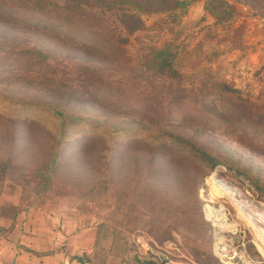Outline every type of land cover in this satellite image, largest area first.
Segmentation results:
<instances>
[{
  "label": "rangeland",
  "instance_id": "obj_1",
  "mask_svg": "<svg viewBox=\"0 0 264 264\" xmlns=\"http://www.w3.org/2000/svg\"><path fill=\"white\" fill-rule=\"evenodd\" d=\"M188 1L177 15L141 13L143 28L127 33L114 11L80 0H0V159L14 156L0 172V206L9 214L50 213L48 223L70 229L83 215L98 221L99 245L122 264H161L148 247L176 264H264L209 183L229 181L264 214V0ZM221 1L232 7L226 19L207 8ZM159 48L176 54L171 79L148 69ZM164 132L205 149L214 168L169 136L146 137ZM50 157L58 166L45 185Z\"/></svg>",
  "mask_w": 264,
  "mask_h": 264
},
{
  "label": "crops",
  "instance_id": "obj_2",
  "mask_svg": "<svg viewBox=\"0 0 264 264\" xmlns=\"http://www.w3.org/2000/svg\"><path fill=\"white\" fill-rule=\"evenodd\" d=\"M13 208L9 214L0 206V264H122L120 256L99 245L98 221L86 223L83 215L80 226L70 229L67 220L48 223L50 213L38 224L35 211Z\"/></svg>",
  "mask_w": 264,
  "mask_h": 264
},
{
  "label": "trees",
  "instance_id": "obj_3",
  "mask_svg": "<svg viewBox=\"0 0 264 264\" xmlns=\"http://www.w3.org/2000/svg\"><path fill=\"white\" fill-rule=\"evenodd\" d=\"M80 2L86 7L90 9H106L114 11L117 15L118 21L122 28L121 30L126 31L127 33H133L141 28H143V20L141 18V13H148V12H161L158 10L168 11L174 13L175 15L178 14V10L180 9L183 11L190 3L188 0H80ZM35 6V5H34ZM58 6V5H56ZM60 6V5H59ZM65 6H60V8L64 9ZM208 10L215 12L219 19H226L233 14L232 7L225 1H221L220 5L215 7H210V4L207 5ZM31 12H42L45 10L43 7H33ZM79 16L85 14V12L81 9L79 12H76ZM90 13V12H89ZM111 42L114 45H118L120 40L119 37L111 36ZM176 54H172L169 51L159 48L153 58L152 62L148 59V69L158 77H162L165 79L173 78V75L178 73V70L175 67L176 64ZM244 106L246 109L248 107L251 108V105L244 101ZM258 108V109H257ZM255 108V113L261 111V108ZM250 112L251 110H248ZM253 111L251 114H255ZM251 118V117H250ZM259 123H255L259 126H262L261 121ZM60 123H64L61 119ZM101 130V129H100ZM103 134H106L107 131L105 129L101 130ZM110 136H114L115 133H108ZM169 136L172 142H176L177 144L184 146L183 148L191 155L194 154V158L198 161L204 163L206 166L210 168H214L216 161L213 157L205 151L202 147H198L195 144L190 143V141L183 139L181 137L175 136L171 133H158V134H151L147 135V138H150L154 141L159 140L163 137ZM13 146V143L10 144ZM5 161L0 159V172L5 174V172L10 168V166L14 165V156L4 157ZM51 161L47 162L41 167V173L46 178L43 184L50 183L54 178V172L57 169L58 161L55 158L50 157ZM35 169V168H34ZM146 264H153V263H146Z\"/></svg>",
  "mask_w": 264,
  "mask_h": 264
},
{
  "label": "bare ground",
  "instance_id": "obj_4",
  "mask_svg": "<svg viewBox=\"0 0 264 264\" xmlns=\"http://www.w3.org/2000/svg\"><path fill=\"white\" fill-rule=\"evenodd\" d=\"M209 183L215 197H224L231 202L237 212V216L264 249V214L251 207L239 192L238 188L229 181L212 175L209 178ZM220 210L223 213L225 211L223 207Z\"/></svg>",
  "mask_w": 264,
  "mask_h": 264
},
{
  "label": "water",
  "instance_id": "obj_5",
  "mask_svg": "<svg viewBox=\"0 0 264 264\" xmlns=\"http://www.w3.org/2000/svg\"><path fill=\"white\" fill-rule=\"evenodd\" d=\"M151 252L155 255H157L161 261V264H176V263H173L172 260L164 253L152 248V247H148Z\"/></svg>",
  "mask_w": 264,
  "mask_h": 264
},
{
  "label": "built area",
  "instance_id": "obj_6",
  "mask_svg": "<svg viewBox=\"0 0 264 264\" xmlns=\"http://www.w3.org/2000/svg\"><path fill=\"white\" fill-rule=\"evenodd\" d=\"M146 245H147V243H146Z\"/></svg>",
  "mask_w": 264,
  "mask_h": 264
}]
</instances>
